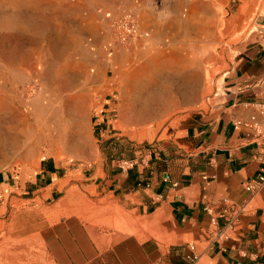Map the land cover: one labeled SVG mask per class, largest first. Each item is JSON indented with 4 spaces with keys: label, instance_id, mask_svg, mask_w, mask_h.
Here are the masks:
<instances>
[{
    "label": "rangeland",
    "instance_id": "obj_1",
    "mask_svg": "<svg viewBox=\"0 0 264 264\" xmlns=\"http://www.w3.org/2000/svg\"><path fill=\"white\" fill-rule=\"evenodd\" d=\"M250 4L248 0L127 4L126 0H0V171L45 156L75 168L87 164L84 157L98 148L93 127L100 116V85L107 78L119 88L105 112L111 133H117L119 140L150 144L163 131L183 126L207 108L254 16L264 11V0H254L250 16L239 27L234 15ZM124 13H132L149 36L116 43L109 24ZM186 74L190 87L167 105L141 108L137 99L130 98L136 89L156 90L170 76ZM48 125L63 128L71 139H50L42 133ZM102 200L71 188L46 206L8 205L0 230V264L87 261L62 256L60 247L73 255L76 246L90 248L92 238L93 244L105 248L110 235L126 233V217L102 207Z\"/></svg>",
    "mask_w": 264,
    "mask_h": 264
},
{
    "label": "crops",
    "instance_id": "obj_2",
    "mask_svg": "<svg viewBox=\"0 0 264 264\" xmlns=\"http://www.w3.org/2000/svg\"><path fill=\"white\" fill-rule=\"evenodd\" d=\"M248 1L249 8L234 15L239 27L253 8L254 0ZM251 27L207 108L150 144L111 133L105 112L119 88L107 78L100 85V116L93 127L98 148L84 157L87 164L75 168L45 156L0 171V230L8 205L46 206L77 188L90 198H104L102 207L120 211L126 233L110 235L105 248L92 238L90 248L76 246L73 255L60 247L64 257L88 258L90 264H187L194 254L193 264H264V182L259 180L264 137L237 126L264 102V11ZM138 94L136 89L130 95ZM130 111L127 104L129 120ZM125 160L135 164L126 167ZM232 207L240 212L227 228L221 215L232 213Z\"/></svg>",
    "mask_w": 264,
    "mask_h": 264
},
{
    "label": "built area",
    "instance_id": "obj_3",
    "mask_svg": "<svg viewBox=\"0 0 264 264\" xmlns=\"http://www.w3.org/2000/svg\"><path fill=\"white\" fill-rule=\"evenodd\" d=\"M110 31L116 43L126 44L134 39L147 38L149 32L139 27L136 17L132 13H124L112 19ZM237 126H244L254 130L256 137H264V102L256 104L255 113L248 119L239 120ZM122 164L126 167H132L135 162L133 160L123 161ZM259 180L264 182V172L259 176ZM208 210V208H205ZM232 213H223L221 217L226 220L225 226L231 228L234 221L237 220L239 209L232 207ZM193 249V247H192ZM197 260V256L191 254L187 256V264H193Z\"/></svg>",
    "mask_w": 264,
    "mask_h": 264
},
{
    "label": "bare ground",
    "instance_id": "obj_4",
    "mask_svg": "<svg viewBox=\"0 0 264 264\" xmlns=\"http://www.w3.org/2000/svg\"><path fill=\"white\" fill-rule=\"evenodd\" d=\"M189 87V76L187 74L180 77L170 76L162 87L156 90L150 87L142 88L137 96L130 95V98L133 99V101L137 99L141 104V108H154L160 105H167L173 97L181 91L187 90ZM184 93L186 92H183V95ZM59 128L60 127L57 125H48L45 129L43 128L42 133L47 135L50 139L56 138L59 141L71 139L70 135L64 133L63 128H60V130Z\"/></svg>",
    "mask_w": 264,
    "mask_h": 264
}]
</instances>
